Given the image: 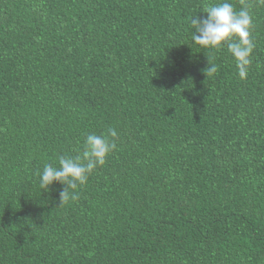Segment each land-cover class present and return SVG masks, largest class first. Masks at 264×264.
<instances>
[{
  "label": "trees",
  "instance_id": "16d2710c",
  "mask_svg": "<svg viewBox=\"0 0 264 264\" xmlns=\"http://www.w3.org/2000/svg\"><path fill=\"white\" fill-rule=\"evenodd\" d=\"M217 2L0 0V264H264V7L242 80L191 39ZM110 127L60 205L38 173Z\"/></svg>",
  "mask_w": 264,
  "mask_h": 264
},
{
  "label": "clouds",
  "instance_id": "9594fccd",
  "mask_svg": "<svg viewBox=\"0 0 264 264\" xmlns=\"http://www.w3.org/2000/svg\"><path fill=\"white\" fill-rule=\"evenodd\" d=\"M239 11L234 9L228 0L205 4L201 12L206 16L201 18L193 15L189 22L192 42L204 49L220 50L226 44L227 52L232 56L240 79H246L252 54L256 47L252 38L253 28L252 9L264 7V0H240ZM208 61V60H207ZM218 71L215 63H209L204 69L206 77H211ZM118 133L115 128H108L100 134H87L82 147L77 149L75 156L60 157L58 164H45L42 172L38 173L39 184L43 189L59 183L65 186L59 193L60 205L75 200L73 191L87 183L90 175L98 168L103 167L108 156L117 149Z\"/></svg>",
  "mask_w": 264,
  "mask_h": 264
}]
</instances>
